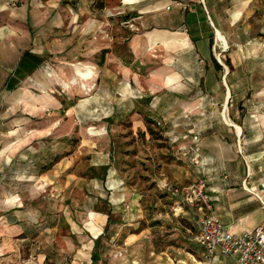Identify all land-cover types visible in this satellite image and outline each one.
Here are the masks:
<instances>
[{
  "label": "crops",
  "instance_id": "obj_1",
  "mask_svg": "<svg viewBox=\"0 0 264 264\" xmlns=\"http://www.w3.org/2000/svg\"><path fill=\"white\" fill-rule=\"evenodd\" d=\"M90 1L92 3L93 0ZM101 2L104 9L93 12L87 0L75 5L78 8L68 5L67 11L53 8L54 0L47 1V4L36 0L37 39L20 46L6 42L15 27L10 10H5L3 19L0 17V32L5 30L4 36L7 33V37L0 43V66L5 65L7 72L0 69L1 97L8 103L13 98L25 96L23 92L28 95L24 87H21L23 91L18 90L15 80L21 83L28 79L42 91L61 82L70 88L67 98L72 99L68 104L75 105L80 97L95 90L96 80L108 82L114 78L136 88L128 90L126 86V94L123 88L118 90L122 91V96H131L132 99L141 95H150L154 99L164 97L167 102L164 137L170 150L174 149L172 155L182 164L180 182L188 186L198 177H205L206 193L213 212L231 232L250 231L264 224V112L258 115L260 122H245L236 108L232 119L228 118L240 127V132L224 121L197 118V114L207 108L199 99H203L205 93L207 96L210 94L209 89L198 86L201 83L203 87L213 86L217 73L211 55L222 65L213 53L215 31L224 32L221 19L226 17L235 24L247 13L248 19L254 18L255 11L264 16V0ZM22 8L28 17L30 4ZM107 10L108 16L105 14ZM127 21L135 29L130 28ZM60 34L67 36L61 40ZM123 47L126 50L124 56L121 53ZM103 49L110 51L101 59ZM151 50L159 53L161 64L149 70L144 78L135 72L134 63L144 57L151 61ZM98 52L100 59L95 63L91 59ZM111 66H115V73L109 70ZM46 67L50 68L48 80L43 73ZM106 96L107 93L103 92L99 98L106 103ZM155 100L152 106L159 102L155 103ZM47 101L57 110L68 106L61 102L56 105L55 97H49ZM123 102L119 103V113H131V109L124 110ZM253 115L257 114H250ZM237 116L240 121H237ZM0 128L4 130L0 141V264H91L94 239L104 231L108 215L104 211L93 210L92 206L88 209L77 207L69 196L75 175L68 172L64 173L67 184L53 187L60 191V197L55 194L37 196L32 202H26L21 196L23 192L11 186L10 183L14 182L9 183L7 177L14 172L11 166L15 160L30 156L27 150L30 138L13 141L8 134L12 129L11 123L3 121ZM195 134L198 141L193 140ZM56 166H52L53 173L46 177H57ZM40 172L43 175L42 170ZM26 174L23 177L27 179L34 180L38 176L30 172ZM189 209L195 218L198 212ZM61 224L67 228V235L46 233L56 230ZM91 225L100 229L96 236L90 229ZM75 242L81 245L78 250ZM200 264L237 263L230 257H216L209 263L201 261Z\"/></svg>",
  "mask_w": 264,
  "mask_h": 264
},
{
  "label": "rangeland",
  "instance_id": "obj_2",
  "mask_svg": "<svg viewBox=\"0 0 264 264\" xmlns=\"http://www.w3.org/2000/svg\"><path fill=\"white\" fill-rule=\"evenodd\" d=\"M38 1L47 4L50 0ZM54 1L53 8L67 11L68 5L78 8L75 5L84 0ZM87 1L93 12L104 9L101 0ZM199 1L203 3V0ZM35 2H0V17L3 19L4 11L10 10L11 22L15 27L11 29L6 42L20 46L37 39ZM27 3L30 4L28 17L22 8ZM253 13V19H248L247 13L235 24L226 17L221 19L222 33L228 45L225 48L222 43L213 40V53L220 57L223 66L221 71H217L213 86L203 87V83L198 86L210 90L208 96L205 93L203 99H199L201 105L207 108L197 114L198 120L223 121L221 112L225 86L222 78L225 58H229L232 68L226 65V81L231 92L227 114L232 119L233 111L237 108L242 121L260 122L258 115L264 112V16L257 11ZM105 14L109 15L108 10ZM3 31L0 32L1 44L7 37ZM65 36L59 35L61 40ZM149 56L151 61L144 57L134 63L135 72L144 78L149 70L161 64L158 52L151 50ZM92 57L91 60L96 63L100 59V52ZM0 69L7 72L5 65ZM109 70L115 73V66L109 67ZM49 71V67L43 70L47 80ZM12 73L17 75L16 71ZM15 82L19 85L18 90L23 91L21 87H24L28 95L23 92L25 96L13 98L11 102H8V95L6 103L0 92V123H11L12 129L8 134L13 141L30 138L27 146L30 156L13 159L11 167L14 172L7 177L9 183L14 182L10 183L11 186L24 193L21 196L26 202H32L37 196L55 194L60 197V191L53 187L67 184L64 173L68 172L76 177L69 196L77 207L88 209L92 206L93 210L110 215L108 227L100 238V261L96 264H200L201 249L192 236L194 214L186 205L181 209L178 196L171 191L173 185L184 187L187 184L180 182L182 164L172 155L174 149L171 151L165 142L164 108L167 102L164 97L152 98L151 102L145 103L131 96H122V91L117 92L123 88L126 94V86L128 90H135L133 85L117 82L115 78L108 82L98 79L90 95L80 97L75 105H71L68 103L72 98H67L70 88L64 87L61 82L43 91L28 79ZM103 92L107 93L106 103L99 98ZM49 97H55L56 105L61 102L68 106L57 110L47 101ZM154 100L155 103L159 102L152 106ZM121 102L125 111L131 109L132 112L119 113ZM251 113L257 115L252 117ZM237 118L240 121L239 116ZM158 121L160 125L156 124ZM3 132L0 128V141L4 137ZM55 164L57 177H46ZM40 170L44 177L40 175ZM27 172L38 176L34 180L24 178ZM60 232L67 235V228L62 224L46 233L58 235ZM75 245L78 246L77 250L81 248L79 243L75 242Z\"/></svg>",
  "mask_w": 264,
  "mask_h": 264
},
{
  "label": "built area",
  "instance_id": "obj_3",
  "mask_svg": "<svg viewBox=\"0 0 264 264\" xmlns=\"http://www.w3.org/2000/svg\"><path fill=\"white\" fill-rule=\"evenodd\" d=\"M126 24L135 29L128 21ZM193 140H199L197 134ZM206 186V178L201 176L188 186L171 189L172 194L178 196L181 209L186 205L198 212L192 236L201 249L202 261L209 263L216 257H230L237 264H264V224L250 231L231 232L215 216Z\"/></svg>",
  "mask_w": 264,
  "mask_h": 264
},
{
  "label": "trees",
  "instance_id": "obj_4",
  "mask_svg": "<svg viewBox=\"0 0 264 264\" xmlns=\"http://www.w3.org/2000/svg\"><path fill=\"white\" fill-rule=\"evenodd\" d=\"M109 51H110L109 49H103V50L101 51V56H102L101 59H102V58L105 56V54L108 53ZM125 52H126L125 47H123V48L121 49V53L123 54V56L126 55ZM127 56L129 57V54H127ZM211 59H212L214 65H215V69H216L217 71H221V70H222V65H220V64L216 61V59H215V57H214L213 55H211ZM225 63H226V65H227L229 68H232V64H231V61H230L229 58H225ZM152 98H153V96H150V95H146V96H142V95H141L140 97H138V98H136V99H140L142 102L149 103V102H151ZM158 123H159V121L156 122V124H158ZM147 129H149V128L147 127ZM149 131H150V130H149ZM104 169L107 170V167H104ZM107 215H108V222H109L110 215H109V214H107ZM108 222H107V224H106L104 230L107 229V227H108ZM103 232H104V231H103ZM103 232H102V233H103ZM101 235H102V234H101ZM101 235L98 236L96 239H94V246H93L92 253H91V260H92L91 264H96L97 262L100 261V254L98 253V247H99V245H100V238H101Z\"/></svg>",
  "mask_w": 264,
  "mask_h": 264
},
{
  "label": "bare ground",
  "instance_id": "obj_5",
  "mask_svg": "<svg viewBox=\"0 0 264 264\" xmlns=\"http://www.w3.org/2000/svg\"><path fill=\"white\" fill-rule=\"evenodd\" d=\"M126 1H131V0H126ZM215 36H216L217 43H222L223 46L226 48L228 43H227L226 37L223 35V33L220 30H216L215 31ZM224 67H225V73H227V71H226L227 70V66L224 65ZM222 83H223L224 86L225 85L228 86L227 85V81H226V77H225V79L222 80ZM226 86H225V96H224V101H223V109H222V112H221V117H222V120L224 122H227L228 124H230L232 126H235L236 129H237V132H240L241 131L240 127L238 125H236L235 123H233L232 120H230L228 118V114H227L228 106L226 104V101L230 97V93H229L230 91L228 92L229 88H226ZM90 229H91L92 233L94 234V236H96L98 234V232L100 231V229L97 228L95 225H91ZM135 263H137V262H135Z\"/></svg>",
  "mask_w": 264,
  "mask_h": 264
},
{
  "label": "water",
  "instance_id": "obj_6",
  "mask_svg": "<svg viewBox=\"0 0 264 264\" xmlns=\"http://www.w3.org/2000/svg\"><path fill=\"white\" fill-rule=\"evenodd\" d=\"M217 60L220 62V57L219 56H217Z\"/></svg>",
  "mask_w": 264,
  "mask_h": 264
}]
</instances>
